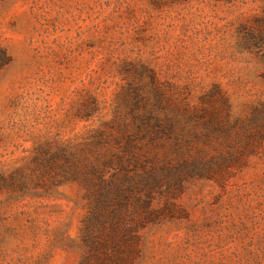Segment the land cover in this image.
Segmentation results:
<instances>
[{"label": "rangeland", "instance_id": "1", "mask_svg": "<svg viewBox=\"0 0 264 264\" xmlns=\"http://www.w3.org/2000/svg\"><path fill=\"white\" fill-rule=\"evenodd\" d=\"M166 120L227 167L87 245L75 166L124 131L162 160ZM0 264H264V0H0Z\"/></svg>", "mask_w": 264, "mask_h": 264}, {"label": "trees", "instance_id": "2", "mask_svg": "<svg viewBox=\"0 0 264 264\" xmlns=\"http://www.w3.org/2000/svg\"><path fill=\"white\" fill-rule=\"evenodd\" d=\"M138 139L137 134L124 131L115 140L119 148L117 154L110 157L98 155L88 166H75L74 177L85 189L89 200L88 215L83 221V240L89 246L97 238V231L106 227H110L114 234L121 232L126 240L134 241L137 230L159 222L160 212L153 207L157 196L173 198V186L178 188L189 179L211 178L228 164L226 160L207 161L198 156H184L181 134L176 132V123L171 120L156 127L149 139L151 143H172L162 160L139 157L135 153ZM104 143L103 136L97 135L92 145L98 148ZM188 143V140L183 142L184 145ZM109 169L113 172L107 178ZM129 211L137 212L133 224L125 220Z\"/></svg>", "mask_w": 264, "mask_h": 264}]
</instances>
